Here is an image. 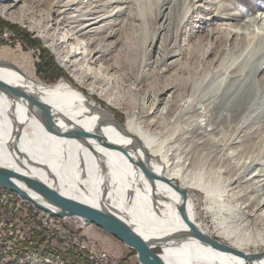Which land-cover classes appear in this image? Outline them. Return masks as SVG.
I'll return each mask as SVG.
<instances>
[{"label": "bare ground", "instance_id": "6f19581e", "mask_svg": "<svg viewBox=\"0 0 264 264\" xmlns=\"http://www.w3.org/2000/svg\"><path fill=\"white\" fill-rule=\"evenodd\" d=\"M134 1L142 14L149 8V0H0V13L41 38L72 79L45 85L28 67L0 59V80L34 100L27 106L0 89V167L118 216L151 249L165 250L164 264H264V248L247 251L252 241L264 245V2L252 0L253 11L229 1L158 0L161 22L143 50L149 55L155 37L160 42L148 63L174 68L188 43L182 38L178 50V34L165 42L163 30L175 21L182 32L190 22L197 25L190 36L207 41L214 73L190 80L181 96L174 84L146 94L147 104L124 111L121 123L110 109L118 94L114 43L106 41ZM17 4L47 11L53 22L36 28L17 15ZM85 93L105 99L109 110Z\"/></svg>", "mask_w": 264, "mask_h": 264}, {"label": "rangeland", "instance_id": "374dc122", "mask_svg": "<svg viewBox=\"0 0 264 264\" xmlns=\"http://www.w3.org/2000/svg\"><path fill=\"white\" fill-rule=\"evenodd\" d=\"M228 1L229 3L230 2L234 3L233 6L241 10H246L249 8L253 9V11L256 10L255 7H252V4H251L252 0L250 2H248V0H218L217 2L218 3H222V2L228 3ZM253 1L264 2V0H253ZM157 2L158 0H149V8H146L143 11V14L140 12L141 7H138V2L136 1L132 2L129 10L122 17H120V24L118 25L116 29L114 38H111V40L109 39L108 41H106L108 43L113 41L114 43L113 45L114 49L112 50L113 59L109 62V64L111 65L113 62V66L115 65L113 71H114V75L116 76V80L112 82L114 84L113 85L114 89H112V93L115 92L114 94L116 95L118 94L117 97L115 98V103H113L110 109L113 110L114 116H116V118H117V115H122L124 117L123 118L124 121L126 119V115L124 111L131 112L134 108H137L139 110L140 108H142L143 106L147 104V101H146L147 99H145L146 94L157 93L163 86L167 84H174L176 86L174 94L176 96H181L184 91V85L189 83L190 80L195 79L197 77H202L204 75L210 76L214 73L213 68L210 67L209 63L207 62V58L206 59L204 58V52L206 50L207 41L204 37H200L196 39L190 36L197 29V25L194 27L191 25L190 22L184 29H182V32L178 29V25L175 23V21L169 25V28H165L163 30V32L165 33V42L167 41L169 37L173 38L176 34H178L177 43L175 45V47L178 50L180 49L182 38L185 39V43H188L183 46L186 48V50L185 51L183 50L182 57L179 59L178 62L175 63L176 66H174V68L169 67L168 69L164 70L162 65H155L154 62L148 63L149 60L147 59L148 58L151 59L150 61L153 60L152 55L156 54L157 47L160 42V38L155 37V47L153 46V48L151 49V54L149 55L148 53L146 54V52L143 50L144 44H146L145 47L146 46L149 47L148 44H149L151 37H153V34L157 32L156 26L161 22V19L158 18V7L159 6L157 5ZM76 5L79 6L78 4ZM17 7H19L17 9L19 11L17 15H20L21 18L26 21H30L31 24L36 28H39L40 26H43L46 23L53 22L52 15L49 14L47 11L45 12L39 11L36 8H31L30 5H26V6L24 5L22 7L21 4H17ZM0 19L7 22L11 26L17 27L19 31L27 34L30 39L37 41L41 48L45 49L47 53L53 56L54 61L57 64V66L60 67L62 70H64L66 75L68 74L67 71L59 64L55 53H53L50 49L45 47L41 38L33 37L32 35H30L28 33V30L24 28L21 25V22L19 21H13L11 19H8L5 16H3L1 13H0ZM9 25H3L0 28V59L7 60L9 62L14 63L15 65H18L24 68L26 66L29 68V71L31 72V74H33V76H37L35 72V68H36V65L42 61L41 51L39 47L25 41V37H23L22 35L15 34V32H13L12 28ZM93 47H94V44H90L89 49H92ZM98 47H105V44L100 42L98 44ZM117 74H119L120 76H117ZM60 80H65V79L62 78ZM133 81H134L135 88L132 90L131 89L129 90V86H127L126 84L131 83ZM43 84L48 85L47 83H43ZM130 86L132 87L133 85L131 84ZM78 87L80 89L85 90V88H83L82 86H78ZM85 95L89 96L91 100L94 99L97 102L99 101L101 103V105L100 104L99 105L102 108L108 109L109 106L105 105L106 103L105 99H102L94 94L89 95L85 93ZM108 103L110 104V102ZM8 198L10 199L8 200ZM21 198L22 197L15 192H11L7 189L2 190V186H1L0 187V212H1V206H11V205L15 206L16 203H18L17 210L31 209L32 203L27 200L25 201V199L23 198L21 200ZM35 214L40 215L41 212H35ZM35 214H26V221L27 222H41L42 220L40 221L39 217H38L39 219H37V216H35ZM207 220L210 222V218H207ZM42 222H46V221H42ZM6 223H14V216L13 215H1L0 225H6ZM70 223L73 224L72 222ZM59 226L60 225L58 224H51V225L48 224V225H41V226L40 225H30L31 234H41V232L42 233L50 232V235H51L50 239H59V240L58 241L44 240L42 241L43 243L41 241H36V246H29V248L25 250L21 249V240H28V232L26 229H19L18 231V238H20L21 240H17V238L14 236H4L0 233V264H17L18 260L23 259L25 257L29 258V264H34V262L35 264H38L39 261H40L39 264L40 263L41 264L43 263L51 264L49 262L58 264L60 260L61 261L63 260L62 262L63 263L66 262L67 264H81V263L83 264V261H87V259L88 261H90L89 259L90 253L88 251H84L82 248H80L79 245H76L75 243L66 242L67 241L66 228H62L63 226H60V227ZM91 226L93 225H84V226L81 225V228H85L83 230L87 231V229H90ZM36 230L38 231L36 232ZM54 230L56 231L54 232ZM90 234L91 232L88 233V236L91 237L94 241L102 244L103 247L108 252L114 255H117V256H123V255L126 256L128 254L127 251L129 248L127 246H124L126 250L122 247L121 248L117 247L115 244L110 245V247H108L109 246V245L107 246L108 241L106 242L105 240L100 239L96 235L90 236ZM97 240H101V242ZM52 243L58 247H56L55 245H52ZM60 246H65V252L68 255H75V258H80V260L81 259L82 260L80 261L79 259L78 260L76 259V262H75L73 257H69L67 255L61 256V254L57 252L60 250ZM78 247H79V251H78ZM263 248H264L263 243L261 242L257 243L255 240L248 244L247 251H259V250H262ZM112 249L113 251H111ZM152 250L156 252L159 256H163L165 254V250L159 247L152 248ZM129 257L132 258L131 255ZM56 258H58L59 261ZM68 258H69V261L67 260ZM134 258L136 259L135 255H134Z\"/></svg>", "mask_w": 264, "mask_h": 264}, {"label": "water", "instance_id": "95a60500", "mask_svg": "<svg viewBox=\"0 0 264 264\" xmlns=\"http://www.w3.org/2000/svg\"><path fill=\"white\" fill-rule=\"evenodd\" d=\"M0 89L5 93L11 92L17 96H23L26 100L27 106L34 105L32 97L22 95L16 88L1 80ZM38 107L40 109L44 108L43 105H39ZM45 118L47 124H51L52 121L49 120V117L45 116ZM114 126L120 130L117 125ZM79 134H83V132H79ZM143 170L145 171L144 168ZM0 185L11 192L19 194L24 199L34 203L38 208L55 216L67 217L71 222H77L81 225H95L96 227H99L104 232L121 241L128 248L134 250L136 260L139 264H164L159 259L158 254L151 249L150 244L114 214L98 210L83 202L69 198L42 181L16 174L2 167H0ZM33 193L42 196L49 205L39 202L36 197L33 196ZM179 212L185 222L191 226L188 220H186L184 210L180 208ZM193 234L213 247L222 248L231 253L240 255L245 260L248 259L238 251L228 246H222L216 241L209 240L195 230L193 231Z\"/></svg>", "mask_w": 264, "mask_h": 264}, {"label": "built area", "instance_id": "2783aa9c", "mask_svg": "<svg viewBox=\"0 0 264 264\" xmlns=\"http://www.w3.org/2000/svg\"><path fill=\"white\" fill-rule=\"evenodd\" d=\"M2 190L5 188L2 187ZM35 212H42L46 215V222H27L26 214H35ZM1 215H13L14 223H6V225H0V233L4 236H14L17 240L19 229H26L28 232V240H21V249H27L29 246H36V241L53 240L58 241V239H50V233L41 234H31L30 225H48V224H58L66 228L67 243H75L82 247L84 251L90 253V261H83V264H139L134 257L127 256H116L108 252L102 244L94 241L88 236L86 231L81 228V224L77 222H72L67 217L55 216L43 209L38 208L34 203H32L31 209L27 210H17V204L15 206H1ZM61 255H67L73 257L76 261L75 255H68L65 252V246H60V250L57 251ZM53 263V262H49ZM54 264V263H53Z\"/></svg>", "mask_w": 264, "mask_h": 264}, {"label": "trees", "instance_id": "16d2710c", "mask_svg": "<svg viewBox=\"0 0 264 264\" xmlns=\"http://www.w3.org/2000/svg\"><path fill=\"white\" fill-rule=\"evenodd\" d=\"M3 25H9V24L7 22L3 21L2 19H0V28ZM9 26L12 28V30H13V32H15V34L22 35L23 37H25V41H27V42H29L31 44H34L37 47H39V49L41 51V59H42V61L39 64H37L36 68H35V72L37 74V78H39L43 83H47V84L56 83L58 80H60L62 78L67 80V81L71 80V78L68 76V74L66 75L65 71L57 66V64L54 61L53 56L50 55L49 53H47L45 49L41 48L37 41H34L33 39H30L27 34L19 31V29H17V27L11 26V25H9ZM111 111L113 112V110H111ZM113 114H114V112H113ZM117 118L119 119V121L121 123H123V121H124L123 118L124 117L122 115H117ZM128 251L129 252H128V254L126 256L129 257L131 255L132 257H134L135 251L130 249V248L128 249Z\"/></svg>", "mask_w": 264, "mask_h": 264}, {"label": "crops", "instance_id": "0c3cea01", "mask_svg": "<svg viewBox=\"0 0 264 264\" xmlns=\"http://www.w3.org/2000/svg\"><path fill=\"white\" fill-rule=\"evenodd\" d=\"M91 232V234H90V236H94V235H96L97 237H99L100 239H103V240H105L106 242H107V246L108 247H110V245H113V244H115L117 247H122V248H124L125 249V245L123 244V243H121L119 240H117V239H115V237H113L112 235H110V234H108V233H106V232H104L102 229H100L99 227H96L95 225H93V226H91L90 227V229H87V231H86V233L88 234V233H90ZM109 237H108V236ZM97 241H100L101 242V240H97ZM105 243V242H104ZM126 250V249H125ZM111 251H113V249L111 250ZM127 252H129V251H127ZM126 252V253H127ZM117 256V255H116ZM124 256V255H123ZM119 257H122V256H119Z\"/></svg>", "mask_w": 264, "mask_h": 264}]
</instances>
